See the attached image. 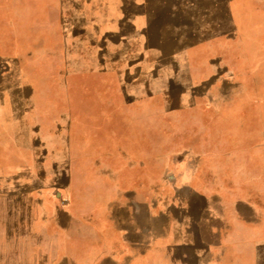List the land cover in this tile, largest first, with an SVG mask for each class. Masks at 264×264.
Wrapping results in <instances>:
<instances>
[{
    "label": "rangeland",
    "instance_id": "obj_1",
    "mask_svg": "<svg viewBox=\"0 0 264 264\" xmlns=\"http://www.w3.org/2000/svg\"><path fill=\"white\" fill-rule=\"evenodd\" d=\"M194 1L193 30L181 0L17 1L0 264H264V0H225L210 32ZM43 198L50 262L25 211Z\"/></svg>",
    "mask_w": 264,
    "mask_h": 264
},
{
    "label": "crops",
    "instance_id": "obj_2",
    "mask_svg": "<svg viewBox=\"0 0 264 264\" xmlns=\"http://www.w3.org/2000/svg\"><path fill=\"white\" fill-rule=\"evenodd\" d=\"M17 1L18 0H0V46H2L4 44H6V45L9 44V39H12L15 37V35H14L15 33L13 31H15L17 29H18V36L20 37V26H18V4H17ZM223 1H224V3L222 4V0H212V1L207 0L206 2L208 5H202V7H199V8H201V10L199 9V11H197V15L203 16L202 17L203 23H205V25H206L205 28L209 32L212 29H214V27L218 26V28L220 29L221 26L225 25L226 17H227L226 16L227 15V9H226V5H224L226 1L225 0H223ZM238 2L236 0L234 4L237 5ZM180 3H182V4L186 3V6L182 7L181 5L179 6V4L176 6L173 5V7L176 8L173 11L177 12L178 14H182V15L186 14L187 16H185V18L183 17L184 18L183 23H185V25H186L185 28H189V29L193 30L195 28V26H194L195 22L198 21V19H196V17H195L196 16L195 10L197 9L198 6L195 5L196 3L194 0H181ZM44 13H45V8H43V10H42V20H43L42 22H44V19H45ZM214 14H217L218 18H212ZM30 18H31L32 22L40 21V19H41L39 16L34 19V15H33V17H30ZM152 20L153 19H151L149 22L150 25L152 24L151 22H153ZM212 21L214 23H212ZM139 24H140V22L138 23V25ZM192 34L194 35V33H192ZM5 125H6V123H3L2 120H0V133H3L5 131L4 130ZM10 136H11L12 141L17 139V138H15L16 135H14V136L10 135ZM0 147H1L0 152H1V156H2L4 149L2 146H0ZM14 154L15 153H13L11 155L12 158L16 156ZM0 173H3V171L1 169H0ZM47 200L48 199H44V198L41 200L29 199L28 200L29 204H25V207H26L25 211L29 212V214H28L29 218L27 219V223L31 228L35 229V231H40L39 229H42L44 231L52 230L53 233H55V236L53 238L54 239L53 243H52V241H50L51 237L47 239L45 237V235H36L32 238L35 242V245H36V243L42 244V241H43L44 246L46 248H48V249H45L43 251H45L50 256V257H48V261L50 262V260L52 258V254H56V253L60 254V252H61L60 251L61 249L55 250L54 248H52V250L54 252H51V246H54V247L58 246V248L61 247V241L58 238H60V236H63V234H65V233L63 232L64 227L61 226V220L59 219L61 217V214H62L61 209L57 208L55 210L54 215L50 216V214L48 213V209H46V206L49 205V202ZM13 205H14V207H16L15 209L13 208ZM19 205H20V203H19L17 198L0 197V219L4 217V214L7 213V210L9 208H10V211L16 213L15 215L17 216V212H19ZM4 206L9 207V208L4 209L3 208ZM52 218H53L54 224L51 223ZM64 218H65V216H64ZM16 219H17V217H16ZM18 225H17V227H18ZM57 234H59L58 235L59 237L56 236ZM47 241H48V243H45ZM66 262H67V257H63L59 261L58 264H65Z\"/></svg>",
    "mask_w": 264,
    "mask_h": 264
}]
</instances>
